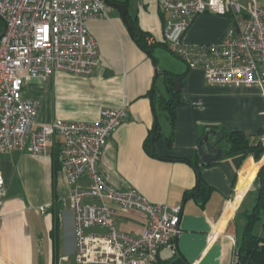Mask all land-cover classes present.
Returning <instances> with one entry per match:
<instances>
[{"label": "crops", "instance_id": "1", "mask_svg": "<svg viewBox=\"0 0 264 264\" xmlns=\"http://www.w3.org/2000/svg\"><path fill=\"white\" fill-rule=\"evenodd\" d=\"M237 1L245 7L251 5V0ZM255 2L264 7V0ZM230 26V17L199 15L189 25L184 41L220 43ZM86 29L96 40L99 53L98 64L90 76L56 71L23 88L24 99L39 102L37 122L96 123L102 109L124 106L123 120L108 138L97 168L114 188H132L150 203L181 208L177 253L172 255L163 248L154 264H227L232 239L237 242L241 236L237 218L243 204L248 197L253 198V207L256 204L257 192L253 188L257 187L258 174L262 172L264 176V153L258 160L239 154L203 166L197 146L207 128L240 131L251 143L260 140L259 133L264 130V98L259 89L211 85L200 69L186 65H177L176 73L164 69L162 72L186 73L179 92L183 104L175 108L171 127L167 112L164 110L165 117L159 113L163 108L161 97L168 99L169 94L165 85L157 87L155 48L150 58L135 43L114 9L106 18L89 20ZM152 38L149 44L158 42ZM155 125L159 136L152 142L156 154L152 156L146 152L144 141ZM219 147L224 148L221 142ZM49 148V157L0 154V172L6 189L0 207V264H79L75 258L73 186L60 168L53 179L52 156L58 148L51 141ZM196 171L213 190L203 207L193 198L183 201L184 194L195 187ZM53 180L59 197L56 222ZM78 182L81 187L88 184L85 176ZM107 205L113 210L118 232L133 235L144 230L145 221L138 212H123L109 202ZM262 220V228L255 234L264 238V215ZM244 224L245 217L243 227ZM89 232L103 233L99 229ZM213 232L218 233L217 237L209 243Z\"/></svg>", "mask_w": 264, "mask_h": 264}, {"label": "built area", "instance_id": "2", "mask_svg": "<svg viewBox=\"0 0 264 264\" xmlns=\"http://www.w3.org/2000/svg\"><path fill=\"white\" fill-rule=\"evenodd\" d=\"M162 15L166 49L189 69H200L211 85L255 86L264 98V7L251 0H156ZM104 0H0V154L50 156L49 142L58 148L60 169L71 192L76 262L79 264H154L161 249L177 253L181 208L148 202L139 192L107 184L97 164L108 138L121 124L125 107L104 108L96 123L39 124V102L26 100L23 88L56 71L88 77L98 64L96 40L86 23L106 18ZM230 17L232 26L220 43L187 44L184 35L203 14ZM2 30V31H3ZM264 146V130L260 136ZM86 177L87 186L78 182ZM6 197L0 172V207ZM237 194L235 195V198ZM242 197L240 198V200ZM138 212L141 233L116 230L107 205ZM45 208H40L44 211ZM92 229L103 233L89 232ZM211 233L209 243L217 237ZM227 264H238L236 240Z\"/></svg>", "mask_w": 264, "mask_h": 264}, {"label": "trees", "instance_id": "3", "mask_svg": "<svg viewBox=\"0 0 264 264\" xmlns=\"http://www.w3.org/2000/svg\"><path fill=\"white\" fill-rule=\"evenodd\" d=\"M159 15L162 21V15L159 11ZM130 35L135 41V43L144 51L146 54L152 58V49L157 46L165 47L164 42H153L151 44L148 41L153 40L152 36L148 33L141 31L135 21L130 18H126ZM4 28L2 20H0V33ZM166 48V47H165ZM164 79L165 88L169 94V98L165 99L161 97L162 101L161 106L167 112L168 120L173 127L175 122V108L179 104H183V101L180 99V93L175 92V85L177 83L182 84L184 82L186 73L177 75L169 72L162 73ZM154 91V87L152 89ZM221 143L223 144V158H227L233 155H252L255 159H260L264 153V147L260 140L255 143H251L249 139L240 131H227L224 129L219 130ZM262 132L259 133V135ZM159 136L158 128L155 125L149 134L147 135L144 141V148L149 155L156 156L152 150V142ZM167 144L170 145V138L167 139ZM194 166V165H193ZM60 168V163L58 160V152L52 156V172L53 179L56 172ZM196 169V168H195ZM257 190H260V193H257L256 204L250 211H245L243 213L245 217V224L241 232L239 240L236 242V248L238 250V264H264V238L254 233V227L263 219L264 215V176L260 172L256 178ZM212 188L208 186L199 173L196 171V184L195 187L190 191L186 192L183 196V201L189 198H193L195 202L203 207L208 201ZM53 203L56 207L57 212L54 214V221L58 219V205L59 197L56 192L55 181L53 180Z\"/></svg>", "mask_w": 264, "mask_h": 264}, {"label": "rangeland", "instance_id": "4", "mask_svg": "<svg viewBox=\"0 0 264 264\" xmlns=\"http://www.w3.org/2000/svg\"><path fill=\"white\" fill-rule=\"evenodd\" d=\"M108 2H118L125 5L127 16L126 18H130L135 21L137 27L150 35H152L156 41L163 42L164 39V31H163V23L161 21L159 15V9L156 5V0H107ZM106 14L111 13V9L106 6ZM154 56L156 58V69L158 71L159 77L157 78V87L160 89L164 87V79L162 76V71L164 69H172L174 73H176L178 66L177 65H186L180 59H178L175 55L170 53L165 47H154ZM159 55V56H158ZM160 103L157 104V108ZM162 116H166V112L162 108L159 111ZM162 121V120H161ZM253 208V198L248 197L243 204L241 209V215L237 218L238 224V233L242 231L244 217L243 213L247 210L250 211ZM263 221V220H262ZM262 221H260L254 227V233H258L260 228H262ZM235 230V227H234Z\"/></svg>", "mask_w": 264, "mask_h": 264}, {"label": "water", "instance_id": "5", "mask_svg": "<svg viewBox=\"0 0 264 264\" xmlns=\"http://www.w3.org/2000/svg\"><path fill=\"white\" fill-rule=\"evenodd\" d=\"M107 7L114 9L118 12L120 18L124 22V24L128 27V23L126 20V9L123 4L118 2H108L104 0ZM129 28V27H128ZM4 30L0 33V37L3 34ZM180 83H177L174 87L175 92H180ZM220 133L218 130L214 128H207L204 132V135L200 139L197 146V155L203 166H210L223 157V149L219 147L220 143ZM257 193H260V190H257Z\"/></svg>", "mask_w": 264, "mask_h": 264}, {"label": "flooded vegetation", "instance_id": "6", "mask_svg": "<svg viewBox=\"0 0 264 264\" xmlns=\"http://www.w3.org/2000/svg\"><path fill=\"white\" fill-rule=\"evenodd\" d=\"M125 7V5H123ZM126 9V8H125ZM127 16V15H126Z\"/></svg>", "mask_w": 264, "mask_h": 264}]
</instances>
